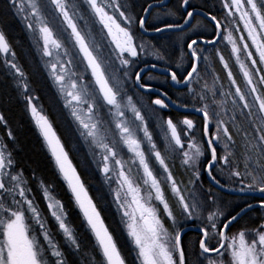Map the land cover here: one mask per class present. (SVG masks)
<instances>
[{"label":"snow or ice","instance_id":"obj_1","mask_svg":"<svg viewBox=\"0 0 264 264\" xmlns=\"http://www.w3.org/2000/svg\"><path fill=\"white\" fill-rule=\"evenodd\" d=\"M6 7L25 22L40 45L45 67L73 117V131L89 146L87 156L91 159L86 156L85 167L95 163L103 175L120 223L134 246L135 255L127 260L52 121L33 103L32 95H25L55 168L82 214L85 231L94 238L99 257L96 264H264V217L256 226L230 233V226L254 207L264 209V199L257 206L245 201L232 214L225 212L220 195L223 190L264 194V0H223V21L211 11L198 12L199 6L191 0H176L171 8L165 0H152L141 5L140 11L136 0H7ZM197 16L212 22L211 35L195 31ZM50 17L59 19L58 31L64 39L51 26ZM90 24L99 25L96 34ZM150 32L159 37L155 43L144 39ZM222 40L230 45L243 86L218 47ZM173 46L175 54H170ZM0 54L17 86L27 93V76L2 29ZM142 55L164 62L160 76L152 75L156 64L141 66ZM213 55L227 70V87L211 70ZM210 70L211 83L206 79ZM160 78L173 87L181 86V95L188 99L184 102L178 97V107L191 106L200 114L199 129L188 116L179 122L171 115L164 117L163 110L177 101L167 91H154L149 81ZM129 89L134 94L147 91L154 99L150 104L137 103ZM149 118L163 136V152L153 138ZM0 122L8 123L3 112ZM7 136L15 140L11 128ZM121 146L131 153L127 161L120 154ZM176 153L188 173L186 180H178L170 167ZM206 153L208 159L202 166ZM149 154L162 169V178L150 164ZM202 171L210 178L208 186L203 183ZM113 181L115 189L111 188ZM165 186L174 203H170ZM39 188L63 237V247L38 206L23 169L15 168L12 151L0 139V264H88L87 247L65 203L43 180ZM99 198L102 201L104 195ZM154 201L162 206L171 231ZM197 220L200 238L189 260L183 243L184 223Z\"/></svg>","mask_w":264,"mask_h":264},{"label":"trees","instance_id":"obj_2","mask_svg":"<svg viewBox=\"0 0 264 264\" xmlns=\"http://www.w3.org/2000/svg\"><path fill=\"white\" fill-rule=\"evenodd\" d=\"M146 2H152V0H144V2L138 0V2H136V10L140 11V6L145 5ZM6 5L7 0H0V29L4 31L6 38L11 45V49L15 51L16 62L25 72L29 83V91L24 93L22 89L17 86L16 79L10 74V70L5 65L3 54H0V112L4 113L5 119L8 122L7 125L0 122V134L2 139L8 144L9 149L12 151L15 168L23 169V174L27 178L32 191L37 200L41 202L43 206V196L41 193L42 191L39 188V181L43 180L45 183L53 186L55 195L65 203V206L69 211L70 220L76 227L83 244L87 247L89 254L88 264H96V260H98L99 257L97 256V250L95 249L94 238L89 232L85 231L82 224V214L75 206V202L71 198L66 182L63 181L55 168L54 160L51 157L27 106L25 95H32L34 97L33 103H36L37 107L41 108L43 112L50 117L73 162L81 173L93 199L96 200L98 207L101 208V213L106 223L109 225L110 231H113L114 237L117 239L118 247H121L122 253L127 254V260H131L135 255L134 246L124 229L123 224L120 223V213L116 211V205L112 202V195L104 185L102 175L95 167V164L93 163L91 166L87 168L85 167V159L88 150L78 133L73 131L76 126L72 121L69 112L64 107L53 81L45 70L30 33L19 17L14 15L12 10L7 9ZM228 60L232 64L234 68L233 71H235L238 80L240 79L241 81V74L237 71L230 56ZM146 61L148 60L146 59L143 62ZM156 75L160 76L161 74L158 73ZM219 77L221 82L227 87L228 80H226L223 74H219ZM160 79L165 81L163 78ZM208 81L211 83L210 78H208ZM154 84L170 93L177 103H179L177 99L178 97L184 102H187L188 97L178 94H182L183 91L177 92L173 90L170 85L163 82H155ZM146 98L147 103L150 104L152 97ZM197 107H199L198 103ZM162 114L164 117L171 115L175 122H178L183 116L182 113L175 110H163ZM150 126L156 129L154 123H150ZM8 128L12 129L15 140L7 136ZM87 158L91 159L90 156H87ZM175 167L177 168V165ZM209 184L210 183H205L204 185L208 186ZM101 194L104 195L102 201L99 198ZM220 195L224 203L225 212H231L232 214L239 211L240 207L245 205V201L252 203L258 199L254 196H236L229 192L225 193L224 191L220 192ZM159 208L161 218L169 228V231H171L172 226L170 221L166 218L162 207L160 206ZM262 217H264V209L254 207V209L249 211L247 215H244L242 219H238L237 222H234L233 225L230 226V233L238 234L240 230L256 226ZM186 225L200 226V221L197 220L191 223L186 222L184 223V227ZM54 229L53 233L56 234L55 238L63 247V237L56 229V231ZM199 238L200 233L194 231L187 232L183 238V243L185 244L186 254L189 260L193 259L192 253L196 251V244ZM214 242L215 241H213V243ZM93 257L96 259L94 260ZM73 259L75 260L79 258L73 257Z\"/></svg>","mask_w":264,"mask_h":264},{"label":"flooded vegetation","instance_id":"obj_3","mask_svg":"<svg viewBox=\"0 0 264 264\" xmlns=\"http://www.w3.org/2000/svg\"><path fill=\"white\" fill-rule=\"evenodd\" d=\"M140 1H143V2H144V0H140ZM136 2H138V0H136ZM191 2H192L193 4L199 6V7L197 8V10L199 9V10L205 12V13H207L208 11H211L212 14L216 15L217 18H218V19H221L222 21H223L225 15H226V9L223 8V0H191ZM175 4H176V0H171V2L168 4V6H169L170 8H171V7H175ZM171 18H172V19H171ZM168 19H170V20H175L176 18H175V17H169ZM193 23H197V24H198V27L195 29V31L202 32V33H205V34H208V35H211V34H212V32H213V25H212V22H211L209 19H207L206 17H204V16H197V17H196V20L193 21ZM89 26H91V27L93 28V33H94V34H96V33L98 32L99 25H93V24H90ZM241 31H243V28H241ZM192 34H193V33H189V35H192ZM166 35H167V34H166ZM234 35H236V36H237V39H238V33H235V32H234ZM147 37H148V38H147ZM245 38H247V37H245ZM98 39H99V37H98ZM144 39H145V40H152V41L155 43V42L159 39V37L157 36V34H156V35H148V34H146L145 37H144ZM218 47H219L220 51L223 52V54L225 55V57H226L227 59L229 58V56L231 57V59L233 60L235 66H236V68H237V71H239V73L241 74L238 65L235 63L234 57H232L231 54H230V45H228L226 41L222 40V41L219 42ZM175 51H176L175 46H173V48H170V49H169L170 54H175ZM144 60H146V56H143V55H142V56H141V66H148V65L156 64L157 66L165 67L163 61H157V60L155 59V60H148V61H146V62H147V63H146V62H143ZM213 61H214V62H213L212 65H211V70H214L215 73L218 74V76H219V74H221V75L223 74V76L226 78V80H228V79H227V70H225V69L223 68L221 62H220V61L218 60V58H216L214 55H213ZM229 65H230V67L232 68V71H233L234 68H233L232 64L230 63V61H229ZM211 70H210L209 74L206 76V79L210 78V81H211ZM151 72H152V74L155 73L153 70H151ZM233 73H234V75H236V74H235V71H233ZM236 77H237V76H236ZM241 77H242V74H241ZM142 78L145 79V80H147V76H146V75H144ZM237 80H238V78H237ZM241 81H242V82H241ZM241 81H240V79L238 80V82L242 83L241 85L243 86V77L241 78ZM149 82L154 84V82H152V81H149ZM166 83H167L168 85H170V87H171L173 90H175V91H177V92H182V91H184L182 88L177 89V88L173 87V86H172L170 83H168L167 81H166ZM154 86H156V85L154 84ZM163 90H164V89H163ZM164 91H165V90H164ZM140 93L142 94L141 97H152L151 100L154 99V94H153V96H152V95H150L148 92H143V91H141ZM128 94H129V95H133V97H138V96H137L136 94H134L133 92H130V93H128ZM178 94L181 95V93H178ZM169 95L172 97V99H173L174 101H176L170 93H169ZM177 104H178V103H177ZM189 108H191V106H190ZM171 110H173V109H171V108L168 109V111H171ZM177 112H178V111H177ZM179 113H180V112H179ZM181 113L183 114V116H182V118H181L179 121H181L185 116H188L189 118H191V119H193L194 121H196V122H197V128H198V129L200 128L201 123H202V117L200 116L199 113H194V112H192V113H184V112H181ZM179 121H178V122H179ZM178 127H179V123H178ZM154 131H155V130H154ZM197 135H198V138H202V137L200 136V133H199V132L197 133ZM156 142H157V138H156ZM45 145H46V144H45ZM46 147H47V146H46ZM47 149H48V148H47ZM48 151H49V150H48ZM166 155H167V153H166ZM175 155H177V157H176V159H175L176 161H173V164L176 166V165H179V164H177V162L180 160V155H179V153H176ZM207 159H208V153H206L205 157L202 158V160H201V165H202V166H203V164L207 161ZM177 168L180 169L179 166H178ZM202 180H203V183H204V184H205V183H211L210 178H209V177L207 176V174H206L205 172H203V171H202ZM223 191H224V190H223ZM32 192H33V191H32ZM224 192L227 193L226 191H224ZM33 193H34V192H33ZM41 193H42V192H41ZM34 195H35V194H34ZM42 196H43V193H42ZM261 199H264V197H259V198L257 199V201L252 202L251 204H253V205H258V204H259V201H260ZM42 200H43L44 206H43V204H42L41 202H39V201L37 200V201H38V205H39V207L41 208L42 211H43V210L45 211V210H46V200H45L44 198H42ZM257 208H259V207H257ZM186 226H188V225H186ZM186 226H185V227H186ZM185 227H184V228H185Z\"/></svg>","mask_w":264,"mask_h":264},{"label":"rangeland","instance_id":"obj_4","mask_svg":"<svg viewBox=\"0 0 264 264\" xmlns=\"http://www.w3.org/2000/svg\"><path fill=\"white\" fill-rule=\"evenodd\" d=\"M18 17H19V16H18ZM19 19L22 21V23H23L24 26H25V22H24L20 17H19ZM50 20H51V26L54 27V30H57V34H58V36H59L61 39H64V38H65V37H64V34H63V33H60V32L58 31V29L61 27L60 22H59V19H58V18H57V19H52V18L50 17ZM25 27H26V26H25ZM90 27H91V26H90ZM91 28H92V27H91ZM27 30H28V29H27ZM92 30H93V28H92ZM28 32H29V31H28ZM29 33H30V32H29ZM30 35H31V38H32V40H33V42H34V45H35V47H36V49H37V51H38V54H39V56H40V58H41V60H42V63H43V65H44V67H45V58L42 56V52H41L40 45L37 44V43L35 42V40L33 39L32 33H30ZM9 59H11V56H10V55H9ZM146 59H147V60H155V58H154L153 56H151V55L146 56ZM45 70L47 71L49 77L51 78V76H50V74H49V71H48V69H47L46 67H45ZM152 75H153V76H157L156 74H152ZM86 79H87V77H86ZM51 80H52V78H51ZM52 81H53V80H52ZM152 82H154V83H155V82H163V83H166V81H163V80H161V79H156V80H153ZM53 83H54V85H55V87H56V84H55L54 81H53ZM56 89H57V87H56ZM130 92H133V90H132V89H129V90H128V93H130ZM135 94H136L138 97H133V98H134V100H135L137 103H141V102H142V103H144V104H148V103H147V98H146V97H141L142 94H141L140 92L135 93ZM62 102H63V101H62ZM65 108H66V107H65ZM66 109H67V108H66ZM67 111L69 112L68 109H67ZM102 111H104V112L106 113V109H102ZM69 115H70L72 121L74 122L73 117L71 116L70 112H69ZM128 115H129V117L131 118V114L128 113ZM146 116H148L147 113H146ZM104 119H105L106 121H109L110 118L105 114ZM150 123H154L156 129H154V127L152 128V127L150 126ZM74 124H75V123H74ZM149 128H150V130H151L152 133H153V138H154L155 141H156V138H157V142H156V143L158 144V146L161 148V150H162V152H163V151H164V147H163V136H162V134H161L159 128H157L156 123L153 122L150 118H149ZM154 130H155V131H154ZM141 138H142V134H141ZM0 139H2L1 134H0ZM81 139H82V138H81ZM2 140H3V139H2ZM82 140H83V139H82ZM83 142H84V141H83ZM84 144H85V146H86V148H87V150H88V152H89V146H88V144H86L85 142H84ZM144 147H145V151L148 152L147 144H145ZM120 154L124 157L125 161H127V160L129 159V157L131 156V153H129L128 150H127V148L124 147V146H121V147H120ZM165 155H166V153H165ZM176 157H177V155H174L173 158H172V160L170 161V167H171L172 170H173V174L177 177L178 180H181V179L186 180V179H187V176H188V173L185 172V170H184L183 167L181 166V164H180V162H179L180 160L177 162V164H179V165H177V167L179 166L180 169L176 168V167L174 166V164H173V161H176V160H175ZM149 162H150V164L153 166L154 170L157 172V175L160 176V177L162 178V176H163L162 169H161L160 166L155 162V160H154V158L151 156V154H149ZM94 164H95V163H94ZM95 167H96V165H95ZM175 168H176V169H175ZM98 171H99V169H98ZM133 173L135 174L136 179H137L138 181H140V173H138V172L136 171V168H135V167H133ZM101 175H102V174H101ZM112 175H113V176L116 175V170H115V168L113 169ZM102 178H103V181H104V177H103V175H102ZM140 182H141V186H142V188H143L144 191L146 192V191H147V188H146L145 186L142 185V181H140ZM104 185L106 186V188H107L108 191L110 192V190H109V186H108V184H107L105 181H104ZM116 187H117V184L115 183V181H113L112 184H111V188H112V189H115ZM165 192H166V195H167V197H168L170 203H174V199H173V197L171 196V194H170V192H169L167 186H165ZM110 193H111V192H110ZM111 195H112V193H111ZM34 196H35V195H34ZM35 200H36V202L38 203L36 196H35ZM153 203H154L158 208L161 206V205L159 204V202H157V201H154ZM115 205H116V204H115ZM38 206H39V205H38ZM161 207H162V206H161ZM40 209H41V208H40ZM43 212H44V214L48 217V224H49V226H50V228H51V231L53 232L54 225H55V229H56L57 232L59 233V231H58V229H57V227H56L55 221H54V219H52V218L50 217L47 208H46V211L43 210ZM51 221H52V222H51ZM191 222H193V221H189V223H191ZM165 227H167L166 224H165ZM55 229H54V230H55ZM56 230H55V231H56ZM36 233H37V235L39 236V229H38V228H37V230H36ZM41 242L44 243L43 240H42V238H41Z\"/></svg>","mask_w":264,"mask_h":264},{"label":"water","instance_id":"obj_5","mask_svg":"<svg viewBox=\"0 0 264 264\" xmlns=\"http://www.w3.org/2000/svg\"><path fill=\"white\" fill-rule=\"evenodd\" d=\"M165 2L167 3V4H169L170 2H171V0H165ZM198 12H200L201 10H197ZM148 35H156L155 33H148ZM148 66H150V65H148ZM164 67H161V66H157V68L156 69H151V70H153L156 74H161V71H162V69H163ZM148 69H146V71H147ZM144 76V75H143ZM142 76V77H143ZM175 88H177V89H180L181 88V86H179V85H177V86H175ZM154 91L155 92H159V91H164L161 87H157V86H155V88H154ZM143 92H147V91H143ZM173 100V99H172ZM174 101V100H173ZM158 107V106H157ZM170 108L171 109H173V110H175V111H178V112H184V113H192V112H194V113H198V112H195V111H193L192 110V108H188V109H183V108H180V107H178V104H172L171 106H170ZM169 108V109H170ZM165 110H168V109H165ZM48 116V115H47ZM49 117V116H48ZM49 119H50V117H49ZM51 120V119H50ZM53 127L55 128V126L53 125ZM56 129V128H55ZM57 131V130H56ZM57 134H58V132H57ZM59 135V134H58ZM61 138V137H60ZM62 140V139H61ZM67 149V148H66ZM69 156H70V154H69ZM70 158H71V156H70ZM72 159V158H71ZM72 162H73V160H72ZM73 164H75L74 162H73ZM77 170H78V168H77ZM79 171V170H78ZM81 178H82V176H81ZM83 179V178H82ZM85 186H86V184H85ZM87 187V186H86ZM224 191H226V192H229L230 194H232V195H236V196H238V195H243V196H254V197H256V198H259V197H264V194H261V193H259V192H255V193H249V194H238V193H234V192H232V191H230V190H224ZM89 194L91 195V193H90V191H89ZM92 196V195H91ZM254 206H257V205H254ZM102 214V213H101ZM103 216V215H102ZM105 223H106V221H105ZM107 224V223H106ZM189 231H194V232H199V230H198V226L196 225H188V226H186L185 228H184V232H185V235H186V233L187 232H189ZM200 233V232H199ZM184 235V236H185ZM184 236H183V238H184Z\"/></svg>","mask_w":264,"mask_h":264}]
</instances>
